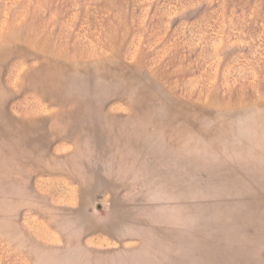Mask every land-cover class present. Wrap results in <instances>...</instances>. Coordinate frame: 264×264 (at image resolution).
I'll return each mask as SVG.
<instances>
[{
    "label": "rangeland",
    "instance_id": "rangeland-1",
    "mask_svg": "<svg viewBox=\"0 0 264 264\" xmlns=\"http://www.w3.org/2000/svg\"><path fill=\"white\" fill-rule=\"evenodd\" d=\"M0 264H264V0H0Z\"/></svg>",
    "mask_w": 264,
    "mask_h": 264
}]
</instances>
